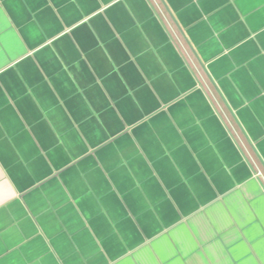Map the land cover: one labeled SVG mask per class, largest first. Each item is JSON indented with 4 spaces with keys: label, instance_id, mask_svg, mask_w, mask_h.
<instances>
[{
    "label": "crops",
    "instance_id": "obj_1",
    "mask_svg": "<svg viewBox=\"0 0 264 264\" xmlns=\"http://www.w3.org/2000/svg\"><path fill=\"white\" fill-rule=\"evenodd\" d=\"M0 264H264V0H0Z\"/></svg>",
    "mask_w": 264,
    "mask_h": 264
}]
</instances>
